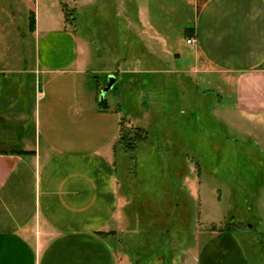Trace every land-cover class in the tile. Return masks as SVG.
Segmentation results:
<instances>
[{"label": "crops", "instance_id": "1", "mask_svg": "<svg viewBox=\"0 0 264 264\" xmlns=\"http://www.w3.org/2000/svg\"><path fill=\"white\" fill-rule=\"evenodd\" d=\"M183 1L193 11L185 30L194 43L165 54L187 59L180 72L206 91L229 95L264 144V0ZM63 6L69 9L63 0H34L30 69L10 68L11 50L1 59L0 264H264V235L254 239L243 226H212L190 245L188 235L179 243L172 216L132 215L113 158L118 113L84 90L91 72ZM147 15L140 6L143 28L152 29Z\"/></svg>", "mask_w": 264, "mask_h": 264}, {"label": "rangeland", "instance_id": "2", "mask_svg": "<svg viewBox=\"0 0 264 264\" xmlns=\"http://www.w3.org/2000/svg\"><path fill=\"white\" fill-rule=\"evenodd\" d=\"M63 2L91 72L83 76L84 90L100 104L109 72L116 77L103 97L118 113L122 139L113 158L119 195L132 215L177 219L180 244L187 235L196 243L212 226H243L254 239L264 235V144L254 136L257 126L238 116L229 95L220 98L180 72L187 59L165 54L172 46L186 50L191 7L183 0ZM142 4L152 29L139 19ZM33 11L34 0H0V68L7 50L17 61L10 68H31Z\"/></svg>", "mask_w": 264, "mask_h": 264}, {"label": "trees", "instance_id": "3", "mask_svg": "<svg viewBox=\"0 0 264 264\" xmlns=\"http://www.w3.org/2000/svg\"><path fill=\"white\" fill-rule=\"evenodd\" d=\"M63 9H64V12H65V15H66V19H70V10L66 8V6H63ZM29 21H30V29L32 30L33 27H34V15H30L29 16ZM100 106L105 109L106 108V101L104 100L103 102H100ZM122 139V137L120 138ZM23 152H18V154H22ZM25 153V152H24ZM230 227H225L224 229L225 230H228Z\"/></svg>", "mask_w": 264, "mask_h": 264}, {"label": "water", "instance_id": "4", "mask_svg": "<svg viewBox=\"0 0 264 264\" xmlns=\"http://www.w3.org/2000/svg\"><path fill=\"white\" fill-rule=\"evenodd\" d=\"M115 83V77L114 76H109L107 79V83L105 88L101 90V96H100V102L104 101V94L108 93L114 86Z\"/></svg>", "mask_w": 264, "mask_h": 264}, {"label": "built area", "instance_id": "5", "mask_svg": "<svg viewBox=\"0 0 264 264\" xmlns=\"http://www.w3.org/2000/svg\"><path fill=\"white\" fill-rule=\"evenodd\" d=\"M187 43H188V44H192V43H194V40L189 39V40H187Z\"/></svg>", "mask_w": 264, "mask_h": 264}]
</instances>
